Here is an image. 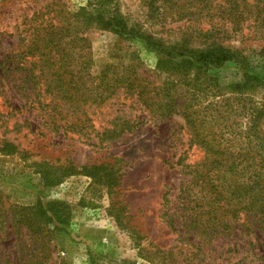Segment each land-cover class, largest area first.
<instances>
[{"label": "rangeland", "instance_id": "1", "mask_svg": "<svg viewBox=\"0 0 264 264\" xmlns=\"http://www.w3.org/2000/svg\"><path fill=\"white\" fill-rule=\"evenodd\" d=\"M88 1L0 0V146L6 141L15 147L12 154L0 151V264H38L43 261L42 255L47 258L42 264H122L123 261L135 263L136 259L156 264L158 260L152 246L166 250L175 246L183 235L179 228L180 235L172 233L162 217L164 208L171 212L178 205L179 188L189 181L176 165L188 147L185 132H177L183 126L182 119L179 116L149 119L123 130L124 119H140L146 117L147 112L121 89L108 101H99L106 93L103 91L106 85L101 81L128 75L131 68L142 73L154 86L170 80L156 71L155 54L139 43L87 27L84 20L78 19L72 22L73 30L61 42L68 55L65 65L72 76H65L63 80L71 81L70 84L47 85L45 76L38 79L36 85L27 80L26 70L33 69V63L35 72L42 67L38 57L23 54L29 45L31 29L38 21L35 18L40 14H44L43 20L50 18L51 6L73 14L85 8ZM115 3L129 25L161 39L167 46L190 38L189 45L200 43L192 41V29L197 28L198 21L178 22L174 11L171 18L161 20L149 10L148 0H115ZM55 23L56 26L62 24L61 21ZM66 25L67 29L72 28ZM248 28V34L246 30L243 32L244 38L234 33L220 42L246 56L255 67L258 55L264 59V42H260L264 33L254 32L252 26ZM55 57L60 60L59 54ZM106 68H110L109 73L101 80V72ZM212 77L219 85H236L242 81V72L236 65L228 64L213 71ZM195 85H201L199 95L194 96L195 100L187 96L189 104L199 102V108L193 106L200 113L199 118L215 119L211 122V132L215 135L222 131L221 122H227L231 134L229 151L236 162L235 174H212V183L224 195H229L232 185L252 188L258 160L254 162L255 154L243 136L247 124L245 111L251 104L264 102V92L257 90L240 95L225 92V101L202 86L214 85L213 80L204 79ZM46 89L50 91L45 92ZM66 89V93L61 91ZM50 102L53 112L44 107ZM115 129L122 134L108 139V132ZM137 148L146 156L153 155L156 148L164 164V191L158 206L155 205L160 195L157 190L140 195L128 194L119 188L120 177L128 167L124 158L136 156ZM186 156V162L191 164L200 163L205 157L194 147ZM165 193L168 205L163 203ZM124 199L129 204H125ZM50 202L63 203L70 208L67 225L46 226L39 219L35 221L33 208L37 203L46 206ZM136 208L143 210L144 217L130 218L129 212L134 214ZM108 216L117 218V229L110 227ZM34 231H41V236L32 234ZM244 235L243 231L242 238ZM245 241L233 246L232 240H217L209 246L213 250L211 257L216 263L242 259L248 250ZM259 245L255 243V253H260ZM249 261L247 258L244 264Z\"/></svg>", "mask_w": 264, "mask_h": 264}, {"label": "trees", "instance_id": "2", "mask_svg": "<svg viewBox=\"0 0 264 264\" xmlns=\"http://www.w3.org/2000/svg\"><path fill=\"white\" fill-rule=\"evenodd\" d=\"M113 4H116L115 0H89L85 8L73 14L62 9L54 10L51 5L48 6L50 7L48 14L51 17L43 20L44 14H40L35 18L38 21L34 23L32 31L30 30L29 45L23 53L38 57V62L42 63V67L37 69V72L34 63L33 69L26 70L27 80L33 82L32 85H36L37 80L45 76L47 85L70 84L71 81L66 83L63 80L65 76L71 74L67 71L68 65H65L68 55L64 52L61 42L73 30L72 22L78 19L84 20L87 27L110 32L125 41L139 43L145 50L155 54L156 71L165 76L166 80H170L161 86H154L142 73L138 74L137 70L131 68L128 75L101 81L102 85H106L103 89L106 93L100 95L99 101H108L116 90L121 89L124 94L134 97L136 103L147 112L146 117L140 119L133 121L124 119L121 122L123 130H130L146 123L149 119L165 120L179 116L183 121V126L177 132L181 130L185 132L188 147L180 155L176 165L189 181L180 186L179 203L174 210L169 212L164 208L162 213L171 232L178 235L183 233V235L178 238L175 246L166 250L160 249L155 244L152 246L158 260L156 264H244L247 258H250L248 264L253 262L264 264V102L259 105L251 104L245 111L247 124L243 136L255 154L254 162L258 160L257 172L253 175L254 186L247 188L241 184L232 185L229 187V195H224L218 186L212 183L211 175L218 172L235 174L236 162L229 151L228 138L231 134L227 122H221L222 131L215 135L211 132L213 130L211 122L215 119L207 121L203 117L199 118L200 113L193 109L194 107L197 109L199 102L196 101L193 107L187 100V96L195 100L194 96L199 95L197 92L201 86L195 84L204 79L214 81V85H202L205 90L225 101V92L237 95L257 90L264 92L262 55H258L254 67L246 56L223 46L220 42L228 40L234 33H239L241 38H244L246 35L243 32L246 30L248 34L249 26L250 28L252 26L254 32L260 30L264 33V0H148L149 10L155 12L161 20L167 16L171 18L174 11L178 22L198 21L197 28L192 29L194 34L192 41L200 42L195 46L189 45L191 38L171 46L165 45L161 39L143 32L137 26L129 25L118 12L117 6ZM55 21H61L62 24L56 26ZM65 23L72 28L67 29ZM260 42H264V37ZM57 54L60 55L59 61L55 57ZM57 64L64 67L56 66ZM228 64H234L241 70V83L223 86L212 77L213 71ZM133 66L136 69V66ZM109 69L106 68L101 72V80L109 73ZM181 90L184 93L181 94ZM49 91L45 90V92ZM61 91L66 93L68 90ZM181 99L184 102L179 103ZM91 101L94 102V99ZM44 107L53 112L54 107L51 102ZM116 130L108 132V139L122 134V131ZM193 147L200 149L205 155L200 163L186 162V155ZM0 151L12 154L15 147L11 143L2 141ZM244 194L246 195L242 198ZM163 200L165 205L169 204L167 193L164 194ZM33 210L35 221L39 219L46 226L56 224L63 227L67 225L70 217V208L58 202H50L46 206L37 203ZM27 222H30V219ZM56 228L53 227L54 230ZM41 231H34L32 234L41 236ZM243 231L244 238L241 236ZM220 239L232 240L233 246L245 239L248 246V250L245 251L246 256L233 263L229 261L216 263L211 257L213 250L209 246ZM258 242L260 253H255V243ZM46 259V255L41 256V261ZM122 264L135 263L123 261Z\"/></svg>", "mask_w": 264, "mask_h": 264}, {"label": "crops", "instance_id": "3", "mask_svg": "<svg viewBox=\"0 0 264 264\" xmlns=\"http://www.w3.org/2000/svg\"><path fill=\"white\" fill-rule=\"evenodd\" d=\"M154 154L146 156L140 148H137V155L132 156L129 159H125L128 164L127 170L124 176L120 177L119 188L120 190L125 191L128 194H149V193H160L156 197L155 205L158 206L162 199V194L164 191V175L166 170L164 164L162 163L161 157L158 155L159 151L154 148ZM125 204H129L128 200L124 199ZM143 210L136 208L135 213L132 214L129 212L131 218H142L144 214ZM107 222L110 224V227L117 229L116 219L112 217H107ZM135 264H147L142 259H136Z\"/></svg>", "mask_w": 264, "mask_h": 264}]
</instances>
